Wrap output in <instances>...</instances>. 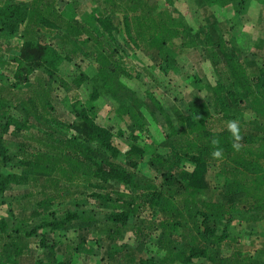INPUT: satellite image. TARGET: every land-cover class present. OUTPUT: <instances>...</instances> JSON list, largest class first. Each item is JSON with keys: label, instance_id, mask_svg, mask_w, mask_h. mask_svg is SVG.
Returning a JSON list of instances; mask_svg holds the SVG:
<instances>
[{"label": "trees", "instance_id": "16d2710c", "mask_svg": "<svg viewBox=\"0 0 264 264\" xmlns=\"http://www.w3.org/2000/svg\"><path fill=\"white\" fill-rule=\"evenodd\" d=\"M98 1L80 14L76 0H0V264H20L23 238L38 242L36 264H74L75 254L87 264H264V249L241 243L263 236L264 51L206 40L157 0ZM145 50L167 78L192 52L212 66L213 83L185 71L195 91L176 122L154 95L164 80L146 81L133 64ZM53 93L71 101V120ZM102 103L119 127L105 123ZM217 188L223 198H207ZM20 198L28 215L11 205Z\"/></svg>", "mask_w": 264, "mask_h": 264}, {"label": "rangeland", "instance_id": "374dc122", "mask_svg": "<svg viewBox=\"0 0 264 264\" xmlns=\"http://www.w3.org/2000/svg\"><path fill=\"white\" fill-rule=\"evenodd\" d=\"M76 1H78L77 5L80 6L78 11L80 14H89L90 12H97L99 9H102V5L98 0ZM208 1L209 0H181L180 2H173V5H168L164 0H157L156 5L160 10H164L172 14V17L176 19L175 21L183 23L187 29L191 28L199 32L200 35L204 36V39L210 40L215 44L220 42L222 39H227L243 56L251 55V53L255 52L257 58H259V51H264V4L259 3L262 0H236L238 6H228L223 9H214L213 7H209L207 4ZM215 8L219 7L215 6ZM57 37V35L56 38L52 36V40L55 42L58 40ZM56 46L61 48L62 44L58 43ZM90 46L91 45L79 43L76 47L77 49L84 48L87 50ZM86 50L82 53L85 54ZM64 52H66V49H64ZM179 62L182 64L183 71H181L180 74H176L174 72L169 73L173 79L171 84V78H167V75V77H165V74L161 72L158 66H156L157 59L153 52L150 53L146 50L145 52H140L133 62L137 69L143 73L142 76L146 79V81L152 82L154 80V82L156 81L157 83L160 78L164 80L162 86L157 84L161 88H158L154 95L175 122L177 121V117H179L182 113L184 107L192 105L191 94L195 91V87H191L189 81L185 78V75L189 74L185 73V71L189 72V69L193 66L201 78L204 79L205 77L211 83L215 81V74L212 66L207 62L202 63L201 59L198 58L194 52L184 57L180 56ZM94 70L93 66H89L87 68L86 73L90 78L94 77ZM40 75H42V73H38L36 77L44 78ZM36 77H33V80ZM135 83L142 85V83L137 80H135ZM92 86V83L91 85L86 83L84 88L89 93ZM143 87L144 86H141L142 91L146 89L145 87L143 89ZM81 95L84 96V93L79 96V93L74 90L68 94V96L72 99H75L73 98L74 96L82 98ZM57 96V93H53L52 97L54 98L53 103L59 116L64 119L71 120L73 116L71 111V101L68 99L69 103L64 104L63 100ZM150 107L155 110L153 106L150 105ZM102 110L105 115L109 116L107 117L108 121L105 123H109L111 125L113 124L115 126L121 125L120 120L116 116L109 115V105L102 103ZM101 114L104 116L103 113ZM110 117L112 118L110 119ZM151 125V132L159 138L161 136L158 133L160 131L159 128L154 123L152 124V122ZM207 195V198L209 196H215L217 200H221L224 196L221 188H217L216 190L213 189L211 193ZM24 201L25 200H21L20 198L11 204L16 211H20L17 212L19 215H28L31 212V204L28 206L27 202ZM25 209H28L27 213H24ZM257 227L258 230L261 231L259 233H262L263 236H255L249 239L245 238L248 240L244 239L241 241V243L246 246L247 251H253L257 248L261 250L264 249V220L260 221ZM125 242H132L130 235L126 236ZM20 245L26 252L25 256L21 258L20 264H36L39 254L38 242L33 239L23 238ZM74 257L76 259L74 264H87L84 260L87 257L84 255L75 254Z\"/></svg>", "mask_w": 264, "mask_h": 264}, {"label": "clouds", "instance_id": "9594fccd", "mask_svg": "<svg viewBox=\"0 0 264 264\" xmlns=\"http://www.w3.org/2000/svg\"><path fill=\"white\" fill-rule=\"evenodd\" d=\"M226 128H227V131L231 134L233 141H234L232 144V147L238 150L240 147L239 142L242 139L241 126H240L239 121L236 119H230L226 121ZM211 143L214 146V150L211 153L212 157L221 158L223 156V149L218 147L219 140L216 138H213Z\"/></svg>", "mask_w": 264, "mask_h": 264}]
</instances>
